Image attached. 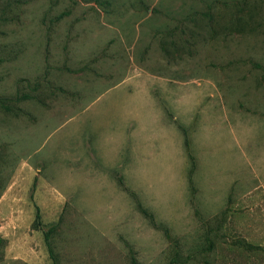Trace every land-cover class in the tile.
Here are the masks:
<instances>
[{"label":"crops","instance_id":"crops-1","mask_svg":"<svg viewBox=\"0 0 264 264\" xmlns=\"http://www.w3.org/2000/svg\"><path fill=\"white\" fill-rule=\"evenodd\" d=\"M204 80L133 73L20 161L0 195L1 264H187L204 218L259 234L245 218L264 217V156L242 104Z\"/></svg>","mask_w":264,"mask_h":264},{"label":"rangeland","instance_id":"rangeland-1","mask_svg":"<svg viewBox=\"0 0 264 264\" xmlns=\"http://www.w3.org/2000/svg\"><path fill=\"white\" fill-rule=\"evenodd\" d=\"M144 71L187 73L196 87L211 79L224 101L242 104L247 141L264 156V0H0V194L69 119ZM221 220L202 219L203 244L181 243L180 259L264 264V217L245 218L259 234Z\"/></svg>","mask_w":264,"mask_h":264},{"label":"trees","instance_id":"trees-1","mask_svg":"<svg viewBox=\"0 0 264 264\" xmlns=\"http://www.w3.org/2000/svg\"><path fill=\"white\" fill-rule=\"evenodd\" d=\"M186 145H187V147H189V142H188V140L186 141ZM190 156V159H191V161L192 162H194V160H193V157L191 156V155H189ZM193 168H194V163H193ZM192 193H193V197H194V194H195V189L194 188H192ZM1 195V194H0ZM40 219V217H39V215L37 216V223H35V226L36 225H40V223L38 222V220ZM53 228V227H52ZM52 228H49L48 230H47V232H46V239H47V241H48V233L50 232V231H52ZM0 242H3L1 239H0ZM246 246H247V248H249V249H254V248H256V246H253V245H251V244H249V243H244ZM1 259H2V257H1Z\"/></svg>","mask_w":264,"mask_h":264}]
</instances>
